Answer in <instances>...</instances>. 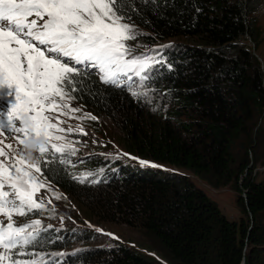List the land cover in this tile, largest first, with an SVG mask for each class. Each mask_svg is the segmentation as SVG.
Listing matches in <instances>:
<instances>
[{"label": "trees", "instance_id": "1", "mask_svg": "<svg viewBox=\"0 0 264 264\" xmlns=\"http://www.w3.org/2000/svg\"><path fill=\"white\" fill-rule=\"evenodd\" d=\"M263 5L111 0L130 40L160 48L162 61L147 70L144 93L132 79L117 82L82 64L72 65L54 87L90 113L89 124L99 133L102 121L125 153L150 163L148 173L122 156L75 157L74 147L58 145L37 156L31 180L64 192L88 222L121 227L138 245L116 237L101 243L105 234L82 224L47 225L42 220L56 212L26 203L21 218L34 220L35 228L27 241L12 238L10 263L264 264V179L258 170L264 166V63L250 43L257 53L263 37L256 14ZM174 39L181 40L168 42ZM150 90L155 95L147 104ZM20 165L5 176L29 180L33 174ZM183 171L234 191L241 216L228 219ZM3 213L0 226L17 233L19 222Z\"/></svg>", "mask_w": 264, "mask_h": 264}, {"label": "rangeland", "instance_id": "2", "mask_svg": "<svg viewBox=\"0 0 264 264\" xmlns=\"http://www.w3.org/2000/svg\"><path fill=\"white\" fill-rule=\"evenodd\" d=\"M14 1L10 0L11 3L8 5L5 0H0V48L17 33L24 37L9 47L11 55L7 53L3 56L4 62L0 60V66L2 68L6 66L8 70L6 73L12 77L3 72L0 78L2 83L6 77L7 80L5 79L4 82L8 83L7 90L11 91L10 100H0V105L12 104V108H10L12 105H8L11 112L23 111V113L18 117L14 116L3 126L0 122V129H3L4 125L9 129L3 131L2 142L6 145L5 149L3 148L5 154L0 158V162L3 171L11 169L10 171L15 172L14 164L20 163L26 175L33 174L29 180L17 174L13 185L19 188L20 192H13L15 202L13 197L4 199L3 202V206L7 204L9 209L5 219L12 217L14 222H19L15 234V242L19 244L27 241L35 228L34 220L26 219L28 222H24L25 220L21 218L27 209V204L39 208L47 207L56 212V217L42 220L47 225L73 228L82 224L86 228L88 223L92 224L86 220L81 208L70 203L64 192L62 194L52 188L40 189L31 180L34 175L36 176L35 170L39 165L37 156L43 148H53L58 145L72 146L75 157L94 154L122 156L127 161H133L146 174L148 172L145 169L151 165L139 158L129 156L123 150L119 139L107 131L102 121H100L102 129L99 133L89 124L90 113L59 96L54 85L62 73L69 70L72 65L82 64L93 68L99 75H107L117 82L132 79L137 88L144 93L147 70L153 64L162 61V57L158 45L148 46L128 38L127 26L115 14L111 0H37L41 2L37 7L33 5L32 0H26L23 10L20 6L21 0ZM2 7L7 8L1 10ZM256 15L263 37L257 48V54L264 63V5ZM51 17L54 19L53 29L46 24ZM178 40L181 39L168 40V42L175 43L179 42ZM30 65H35V69H31ZM19 81L31 91L25 90V86ZM13 89L28 94L32 103L23 106V99H20L22 97L15 96L16 91ZM4 90L5 87L0 84V92ZM154 95L155 93L150 90L147 99L144 100L145 103H151ZM33 106L43 111L39 125L30 120L38 122L40 118L39 112L36 111L38 109ZM6 156L11 157L6 158ZM258 170L259 178L264 179V166ZM184 173L216 203L228 219L237 220L241 216L235 202L234 191L228 187L212 188L192 172ZM20 181H23L21 186ZM1 190L2 192L10 190L3 180H0V193ZM21 193L23 194L19 199L17 196ZM1 218H3L2 214L0 221ZM11 230L15 232L14 229ZM97 231L105 234L101 243H104L103 241L108 237H116L135 247L138 245L132 243L137 239L131 237L132 235L121 227L101 225L98 226ZM3 236L4 233L0 231V264L7 263L12 253V245L15 244L5 241ZM145 252L155 255L150 251ZM8 264L12 263L8 262Z\"/></svg>", "mask_w": 264, "mask_h": 264}, {"label": "water", "instance_id": "3", "mask_svg": "<svg viewBox=\"0 0 264 264\" xmlns=\"http://www.w3.org/2000/svg\"><path fill=\"white\" fill-rule=\"evenodd\" d=\"M249 42H250V39H249ZM250 43H251V46H252V52H253V54L257 57V59L260 61L261 65L263 66V61L258 56V54L255 52L254 43H252V42H250Z\"/></svg>", "mask_w": 264, "mask_h": 264}, {"label": "clouds", "instance_id": "4", "mask_svg": "<svg viewBox=\"0 0 264 264\" xmlns=\"http://www.w3.org/2000/svg\"><path fill=\"white\" fill-rule=\"evenodd\" d=\"M17 222V221H16ZM88 223V222H87ZM88 226L90 227H92V228H96V229H98V226H96V225H93V224H89L88 223ZM100 232V231H99ZM11 251H12V249H11ZM9 259H10V257L8 258V261H7V264H8V262H9Z\"/></svg>", "mask_w": 264, "mask_h": 264}, {"label": "bare ground", "instance_id": "5", "mask_svg": "<svg viewBox=\"0 0 264 264\" xmlns=\"http://www.w3.org/2000/svg\"><path fill=\"white\" fill-rule=\"evenodd\" d=\"M52 19V18H51ZM53 20V19H52ZM52 25H53V22H52ZM106 115V114H105ZM19 130V129H18ZM135 161V160H134ZM101 181V180H100Z\"/></svg>", "mask_w": 264, "mask_h": 264}]
</instances>
